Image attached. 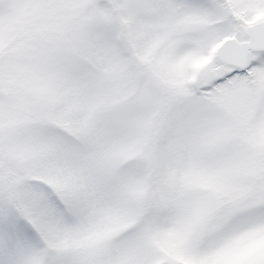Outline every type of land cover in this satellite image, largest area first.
Instances as JSON below:
<instances>
[{
	"label": "snow or ice",
	"instance_id": "obj_1",
	"mask_svg": "<svg viewBox=\"0 0 264 264\" xmlns=\"http://www.w3.org/2000/svg\"><path fill=\"white\" fill-rule=\"evenodd\" d=\"M0 264H264V0H0Z\"/></svg>",
	"mask_w": 264,
	"mask_h": 264
}]
</instances>
